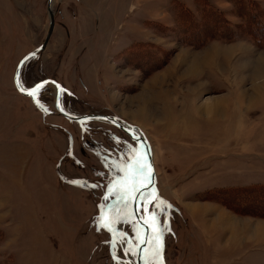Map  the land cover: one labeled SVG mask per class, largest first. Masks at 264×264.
<instances>
[{
    "label": "rangeland",
    "instance_id": "rangeland-1",
    "mask_svg": "<svg viewBox=\"0 0 264 264\" xmlns=\"http://www.w3.org/2000/svg\"><path fill=\"white\" fill-rule=\"evenodd\" d=\"M46 1L0 0V264H133L144 151L111 123L58 114L51 84L37 97L13 87L44 39ZM52 10L20 86L53 79L68 113L143 133L155 180L138 203L167 210L137 208L149 228L142 264H264V73L254 74L264 0H52Z\"/></svg>",
    "mask_w": 264,
    "mask_h": 264
},
{
    "label": "water",
    "instance_id": "water-1",
    "mask_svg": "<svg viewBox=\"0 0 264 264\" xmlns=\"http://www.w3.org/2000/svg\"><path fill=\"white\" fill-rule=\"evenodd\" d=\"M46 11H47V17H48V24H47V30L44 36L43 41L41 42V44L35 48H33L32 50H30L29 52H27L17 63L14 73H13V85L15 90L21 94L22 96H28L31 97L30 95L27 94V91H21L20 90V72L22 69V66L24 65L25 61H27L32 54L34 53H39L42 50H44V48L46 47V44L52 34L53 31V27H54V12L52 10V0H47L46 1ZM26 58H28L26 60ZM42 81V80H41ZM43 81H46L47 83L51 84L54 86L55 88V99H54V109L57 111L58 114H60L61 116H64L68 119L74 120L76 122H80L83 120H88V119H96V120H101V121H105L111 124H114L116 127H119L120 129H122L123 131H125L130 137L132 135H138L140 137V142L137 143L139 146L140 150L144 151L145 154V160H146V168H147V172L150 176H153V167H152V154H151V150L150 147L148 145V143L146 142L145 138L143 137L141 132H136L134 131V128L131 126H126L124 125L118 117L115 116H109V115H103V114H90V115H72L68 112H66L62 105H61V101H60V92L62 90H64V88L61 87L60 84H58L57 82H55L53 79H44ZM55 82V83H53ZM57 88L60 89L59 92H57ZM28 90H31L28 89ZM61 109H63V111H61ZM146 146H147V150H146ZM153 184V183H151ZM151 184L149 183V181L144 184L139 186L136 189V192L133 195L132 198V208H133V212L136 216V219L138 221V223L141 225L142 227V234L139 237L138 241H137V245H136V257H135V261L134 264H142V258L144 256V246H145V242L148 236V222L146 219L142 218L138 212H137V204L138 201L135 200V197L139 194L140 190L143 189L144 191L151 186ZM146 211H144V215H146Z\"/></svg>",
    "mask_w": 264,
    "mask_h": 264
},
{
    "label": "snow or ice",
    "instance_id": "snow-or-ice-1",
    "mask_svg": "<svg viewBox=\"0 0 264 264\" xmlns=\"http://www.w3.org/2000/svg\"><path fill=\"white\" fill-rule=\"evenodd\" d=\"M36 55H38V53H34V54H32V56H31L30 58H35ZM27 59H28V58H26V60H27ZM25 62H26V61H25ZM53 83H55V82H53ZM46 89H47V82H46V81H43V80L37 82L36 84H34V85L31 87V90H26V89L23 88L22 86L20 87V90H21L22 92H23V91H27V94L30 95V96H32V97H37L38 95H40V94H41L43 91H45ZM59 91H60V89L57 88V92H59ZM37 103H39V101H37ZM41 106H43V105H41ZM61 111H63V109H61ZM137 131H138V130H137ZM130 139H131L132 141L137 142V143L140 142V137H139L138 135H132V136L130 137ZM146 150H147V146H146ZM138 171L141 172V173H144V172L147 171V169H146L145 167H139V166H138ZM148 179H149V183L151 184V183L154 182L155 177H154V175H153V176L148 177ZM72 183H81V182H78V181H75V180H74V181H72ZM82 186L87 187V186H88L87 182H83V183H82ZM93 187H99V185L94 184ZM143 194H144V190L141 189L140 192H139V194L135 197V200L139 202V201H140V197L143 196ZM105 199H107V197H105ZM147 202H148V197H147V196H144V201H143V203L145 204V208H140V204H139V203L137 204V208L140 209V211H149V212L151 213V215H153V216H156L158 213H159V214H162L163 212H165V211L167 210L166 208H161V207L159 206V203H158V202L153 203V204L151 205V208H148V207H147ZM103 207H104V205H101V208H103ZM153 209H155V211H153ZM99 219H103V217H100ZM98 223H99V221H98ZM160 229H161V235H162L163 232L166 230L165 227H164V225H163V223L160 224Z\"/></svg>",
    "mask_w": 264,
    "mask_h": 264
},
{
    "label": "bare ground",
    "instance_id": "bare-ground-1",
    "mask_svg": "<svg viewBox=\"0 0 264 264\" xmlns=\"http://www.w3.org/2000/svg\"><path fill=\"white\" fill-rule=\"evenodd\" d=\"M214 56V55H213ZM212 57V56H211ZM264 73V67H261V66H258L256 69H255V72H254V74H255V76H257V74H263ZM157 112L155 111V110H153V112H151V114H150V116L151 117H154V114H156ZM153 164V163H152ZM153 175H154V171H153ZM148 177H149V174H148V172H147V175H146V177H144V179H147V181H149V179H148ZM143 185V184H142ZM146 216V215H145ZM145 219H147V217H145ZM244 230V229H243ZM141 234H142V227L140 226V234H139V237L141 236Z\"/></svg>",
    "mask_w": 264,
    "mask_h": 264
},
{
    "label": "trees",
    "instance_id": "trees-1",
    "mask_svg": "<svg viewBox=\"0 0 264 264\" xmlns=\"http://www.w3.org/2000/svg\"><path fill=\"white\" fill-rule=\"evenodd\" d=\"M258 42L261 43L260 41H258ZM124 124L127 125V126H129V125H128L127 123H125V122H124ZM136 131H137V130H136ZM138 131H139V130H138ZM255 187H259V188H261V187H263V186H255Z\"/></svg>",
    "mask_w": 264,
    "mask_h": 264
},
{
    "label": "crops",
    "instance_id": "crops-1",
    "mask_svg": "<svg viewBox=\"0 0 264 264\" xmlns=\"http://www.w3.org/2000/svg\"><path fill=\"white\" fill-rule=\"evenodd\" d=\"M238 234H240V233H237V234H236V238H237Z\"/></svg>",
    "mask_w": 264,
    "mask_h": 264
}]
</instances>
